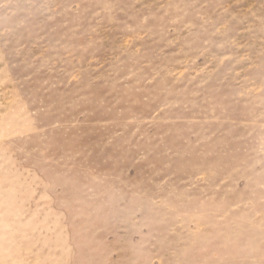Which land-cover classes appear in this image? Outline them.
<instances>
[{
  "label": "rangeland",
  "instance_id": "1",
  "mask_svg": "<svg viewBox=\"0 0 264 264\" xmlns=\"http://www.w3.org/2000/svg\"><path fill=\"white\" fill-rule=\"evenodd\" d=\"M0 264H264V0H0Z\"/></svg>",
  "mask_w": 264,
  "mask_h": 264
}]
</instances>
